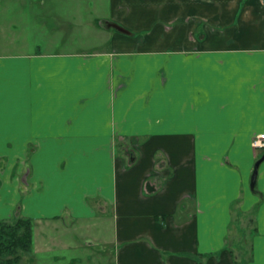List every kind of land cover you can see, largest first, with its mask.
Here are the masks:
<instances>
[{"label":"crops","instance_id":"crops-1","mask_svg":"<svg viewBox=\"0 0 264 264\" xmlns=\"http://www.w3.org/2000/svg\"><path fill=\"white\" fill-rule=\"evenodd\" d=\"M22 1L0 0V20ZM107 7L93 48L0 53V174L9 162L27 188L20 212L111 220L114 264H264V159L250 186L264 154L251 145L264 133V0ZM251 216L246 256L233 220Z\"/></svg>","mask_w":264,"mask_h":264},{"label":"rangeland","instance_id":"rangeland-1","mask_svg":"<svg viewBox=\"0 0 264 264\" xmlns=\"http://www.w3.org/2000/svg\"><path fill=\"white\" fill-rule=\"evenodd\" d=\"M22 4L21 11H17L16 14L13 10L8 11L1 18L0 22L6 23V26L1 27V25L0 30L8 40L10 36L7 34H12L11 37L23 39V42L0 43V53L88 50L99 43L100 37L96 28L98 22L104 21L102 18L108 15L107 0H23ZM12 23L16 26H12ZM64 40H66L65 43ZM120 148H124V145L121 144ZM6 168L7 170L0 174V207L7 218L0 219V222L14 224L19 217H26L22 215L18 207H21L24 196L22 198L21 185L17 187L14 184L17 172L15 169L11 170L9 162ZM7 175H9L8 180H6ZM21 189L23 191L27 188L23 186ZM144 189L147 190V186ZM18 192L21 194L19 198L16 196ZM100 217L96 215L87 217L90 219L74 221L66 215L65 218L50 221H56L55 225L47 224V219H33L34 242H32L31 250L18 251L20 260L17 264H114L112 259L115 245L111 241V220L100 219ZM233 221L236 226L238 225L237 229L240 226L246 227L244 230L246 241L243 249L248 256L250 238L253 235L250 229L253 228L255 220L251 216L236 218ZM58 223L65 226L58 227ZM70 223L71 225L68 226ZM62 228H67L66 231L70 233H66L69 235L64 234ZM237 229L231 227L227 238L228 247H231L234 253L232 256L235 258L243 254V249L239 250L232 246V240L239 235ZM56 242L65 243L68 247L72 244L75 247L48 249L53 248ZM13 257V255H2L0 259L2 262Z\"/></svg>","mask_w":264,"mask_h":264},{"label":"trees","instance_id":"trees-1","mask_svg":"<svg viewBox=\"0 0 264 264\" xmlns=\"http://www.w3.org/2000/svg\"><path fill=\"white\" fill-rule=\"evenodd\" d=\"M33 242L32 219L19 217L12 223L0 222V257L2 255H13L0 264H17L20 260L19 250H31Z\"/></svg>","mask_w":264,"mask_h":264},{"label":"water","instance_id":"water-1","mask_svg":"<svg viewBox=\"0 0 264 264\" xmlns=\"http://www.w3.org/2000/svg\"><path fill=\"white\" fill-rule=\"evenodd\" d=\"M107 26L108 27H113L119 31H122L124 33H129L128 30H126L125 28L119 26L116 23H111V22H107ZM264 159V154L258 159L256 160L255 164H254V169H253V173L251 175V182H250V186L253 188L254 183H255V179H256V175H257V171H258V166L261 163V161Z\"/></svg>","mask_w":264,"mask_h":264},{"label":"built area","instance_id":"built-area-1","mask_svg":"<svg viewBox=\"0 0 264 264\" xmlns=\"http://www.w3.org/2000/svg\"><path fill=\"white\" fill-rule=\"evenodd\" d=\"M251 145L254 148H264V133L258 134L255 138H253Z\"/></svg>","mask_w":264,"mask_h":264}]
</instances>
